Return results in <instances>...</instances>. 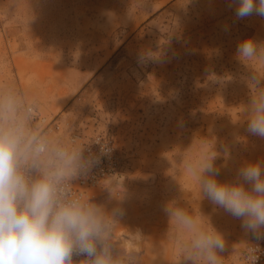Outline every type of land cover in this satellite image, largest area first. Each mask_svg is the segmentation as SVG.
Masks as SVG:
<instances>
[{"label":"rangeland","instance_id":"1","mask_svg":"<svg viewBox=\"0 0 264 264\" xmlns=\"http://www.w3.org/2000/svg\"><path fill=\"white\" fill-rule=\"evenodd\" d=\"M229 4L0 0V82L35 95L41 113L60 121L63 131L73 125L87 139L114 141L121 153L119 181L129 193L121 223L141 229L149 238L146 249L162 247L169 260L177 253L165 241L164 204L184 198L198 210L194 179L182 173L178 182L168 174L172 151L211 129L218 147H231L230 160L216 161L226 165L220 181L233 180L243 161L264 159V140L247 133L240 113L250 99L243 81L249 70L235 58L244 39L264 42V18L237 19ZM236 137L246 143H234ZM107 195L98 191L97 202ZM199 209L224 235L225 264H239L255 238L207 199ZM125 233L121 228L117 235ZM155 264L169 262L161 256Z\"/></svg>","mask_w":264,"mask_h":264},{"label":"clouds","instance_id":"2","mask_svg":"<svg viewBox=\"0 0 264 264\" xmlns=\"http://www.w3.org/2000/svg\"><path fill=\"white\" fill-rule=\"evenodd\" d=\"M233 5L237 19L253 14L264 18V0H230ZM235 58L249 70L243 81L250 99L240 107L246 131L264 140V42L244 39ZM246 140L236 137L234 143ZM111 152L105 137L86 139L73 125L62 132L42 115L35 95L0 82V264H155L161 256L169 264H225L224 235L200 211L204 199L240 220L246 235L264 239V159L245 160L233 180L220 181L226 165L216 161L230 160L231 147H218L211 129L207 136H195L187 148L172 151L168 174L177 181L182 173L194 179L198 210L182 203L184 198L164 204L165 241L177 253L169 260L162 247L146 249L149 238L141 229L122 225L129 193L123 182L111 179L119 174L97 181L108 193L103 202L81 185ZM121 228L126 233L118 237ZM259 254L257 245L248 244L247 264H256Z\"/></svg>","mask_w":264,"mask_h":264},{"label":"built area","instance_id":"3","mask_svg":"<svg viewBox=\"0 0 264 264\" xmlns=\"http://www.w3.org/2000/svg\"><path fill=\"white\" fill-rule=\"evenodd\" d=\"M49 121H54L57 127L61 130L60 122L57 119H49ZM99 137H105L107 139L108 143L112 147L111 155L110 157H105L102 159L100 165L96 169H94V175L91 178H89L87 181L80 182L83 187L93 189L95 192V197L97 195V192L101 191V189L99 188L97 184V181L103 180L106 176H109V175H113V174L121 175V171H122L121 170L122 169L121 153L117 149L114 141L102 135L94 137L93 139L99 138ZM92 147L94 151H98V148H99L98 145H93ZM111 179L119 180L120 176H113ZM108 182L109 181H105V183H108ZM249 244L257 245L260 249L259 259L257 260L256 264H264V239L255 238ZM247 248H248V245L244 249L242 260L239 264H247V260L245 259V253H246ZM74 259L79 260V259H83V257H74Z\"/></svg>","mask_w":264,"mask_h":264},{"label":"bare ground","instance_id":"4","mask_svg":"<svg viewBox=\"0 0 264 264\" xmlns=\"http://www.w3.org/2000/svg\"><path fill=\"white\" fill-rule=\"evenodd\" d=\"M45 116V115H44ZM47 117V116H46ZM60 122V121H59ZM60 125H61V123H60ZM61 130H62V132H63V128H62V126H61ZM121 174H122V172H121ZM120 178H121V175H120ZM241 260H242V258H241Z\"/></svg>","mask_w":264,"mask_h":264}]
</instances>
